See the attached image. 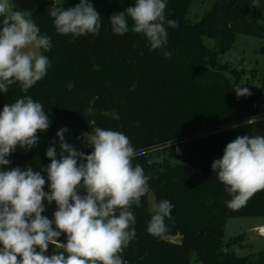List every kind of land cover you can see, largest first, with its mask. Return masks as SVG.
I'll return each instance as SVG.
<instances>
[{
	"label": "trees",
	"instance_id": "1",
	"mask_svg": "<svg viewBox=\"0 0 264 264\" xmlns=\"http://www.w3.org/2000/svg\"><path fill=\"white\" fill-rule=\"evenodd\" d=\"M191 1L167 0L168 18L176 19L178 27L167 28L166 50L171 56L164 58L161 50H150L143 36L111 31L108 18L135 0H91L101 14V29L75 38L56 32L48 10L53 3L67 8L79 0L60 4L41 0L31 19L41 35L51 37V51L45 53L51 67L27 93L19 85L0 93V110L29 95L43 104L50 126L37 133V147L17 146L7 157L11 163L6 169L23 165L46 169L50 164L46 151L56 148L60 128L88 133L91 109L96 108L98 127L122 132L144 153L133 164L151 176L149 187L156 202L167 199L174 206L172 219L166 220L168 231L153 237L146 231L152 215L146 195L140 207L133 205L137 235L122 254L127 264H264V246L256 255L236 256L233 247L240 246L242 235L224 240L229 218H264V191L245 206L229 209L225 201L231 197L211 167L229 142L251 135L255 124L245 121L260 111L261 103L260 90L249 89L250 96L237 97L234 87L244 71L221 62V55L233 47L238 33L264 38V20L259 25L260 17L251 12L255 0H235L227 12L215 3L190 23L186 16ZM204 37L214 41L213 48L204 44ZM68 83L74 85L71 90L65 87ZM85 154H90L88 148ZM161 154L166 156L154 159ZM42 174L47 179L46 171ZM60 240L66 242V237Z\"/></svg>",
	"mask_w": 264,
	"mask_h": 264
},
{
	"label": "clouds",
	"instance_id": "2",
	"mask_svg": "<svg viewBox=\"0 0 264 264\" xmlns=\"http://www.w3.org/2000/svg\"><path fill=\"white\" fill-rule=\"evenodd\" d=\"M166 8L167 0H135L108 18L111 31L118 36L129 31L141 35L150 50H161L168 58L167 28L175 29L178 21L168 18ZM48 14L60 35L96 34L102 26L91 0L67 8L53 3ZM51 48V37L41 35L31 12L17 10L13 0H0V93L12 85L27 93L44 79L51 67L45 53ZM65 87L71 90L74 85ZM234 89L237 97L251 95L247 87ZM256 122L253 117L247 123ZM88 123L92 130L82 136L92 148L90 154L67 143L68 129L61 128L56 133L59 157L56 148L49 147L46 169L29 165L26 170H7L11 163L7 157L17 146L37 147V133L48 130L50 119L43 104L29 95L0 110V264H127L122 254L137 235L132 207H140L141 198L149 193L151 176L133 164L144 153L125 134ZM211 167L231 197L226 206L232 210L245 206L264 191V135L237 136ZM45 201L56 205L53 219L43 215ZM173 207L167 199L152 204L148 234L160 237L168 231L166 220L172 219ZM62 235L66 242L60 240ZM50 245L54 252L48 255Z\"/></svg>",
	"mask_w": 264,
	"mask_h": 264
},
{
	"label": "rangeland",
	"instance_id": "3",
	"mask_svg": "<svg viewBox=\"0 0 264 264\" xmlns=\"http://www.w3.org/2000/svg\"><path fill=\"white\" fill-rule=\"evenodd\" d=\"M41 0H13L17 10H27L33 12ZM229 0H192L186 16L188 22L193 23L198 21L202 15L209 12L215 3L218 6ZM57 4L61 0H56ZM251 12L258 15L260 20L259 25H262L264 20V0H255L251 6ZM204 44L209 47H214L212 39L203 38ZM221 62H227L236 70H243L238 85L247 87L253 92L261 91V103L259 104L260 114L264 115V38L238 33L233 47L226 53L221 55ZM68 131L64 134L65 141L72 145L77 151L86 152L87 148L92 151L90 146H86L84 137L77 139L78 135H82V131L73 129L69 126H62ZM60 128V129H61ZM264 135V116L253 126L251 135ZM177 153H178V149ZM57 156L60 154L59 140L56 141ZM166 154L154 157L156 160H161ZM147 209L152 213V204L156 203L155 196L152 191L146 194ZM54 210H57L56 205H53ZM49 219H53L52 215H46ZM264 225L263 217H242L229 218L225 224L224 240L242 235L240 246H234L233 252L236 256L256 255L264 246V238L256 237L255 233L259 226ZM54 227V226H53ZM170 241H177L178 237L165 236ZM54 252V246L50 245L46 254L51 255Z\"/></svg>",
	"mask_w": 264,
	"mask_h": 264
},
{
	"label": "water",
	"instance_id": "4",
	"mask_svg": "<svg viewBox=\"0 0 264 264\" xmlns=\"http://www.w3.org/2000/svg\"><path fill=\"white\" fill-rule=\"evenodd\" d=\"M235 0H229L228 2H223L221 3L218 7L220 10L227 12L229 10V8L234 4ZM100 114V111L96 108H92L91 109V121L95 123V126H97V118ZM86 134V133H85ZM85 139V138H84ZM86 146L88 147L89 145L86 143ZM27 169V165H23L21 170H26ZM202 230H200L198 232V236L202 235ZM256 237H260V238H264V226H260L257 228L256 233H255Z\"/></svg>",
	"mask_w": 264,
	"mask_h": 264
},
{
	"label": "built area",
	"instance_id": "5",
	"mask_svg": "<svg viewBox=\"0 0 264 264\" xmlns=\"http://www.w3.org/2000/svg\"><path fill=\"white\" fill-rule=\"evenodd\" d=\"M255 106H256V105H255ZM260 112H261V111L257 112L255 115H253V116L250 117V118L255 117L256 120H257V122H258V121L262 118V116H264V115H261ZM250 118H249V119H250ZM249 119H247L245 122L247 123ZM83 134H84V133H83ZM82 138H83L82 135H78V136H77V139H82ZM45 191H48V188L45 189ZM44 203H45V212L43 213V215H52V216H53V213L56 211V210H54V208H53L54 202H53L51 205H49V204L47 203V201H45Z\"/></svg>",
	"mask_w": 264,
	"mask_h": 264
},
{
	"label": "crops",
	"instance_id": "6",
	"mask_svg": "<svg viewBox=\"0 0 264 264\" xmlns=\"http://www.w3.org/2000/svg\"><path fill=\"white\" fill-rule=\"evenodd\" d=\"M262 226H264V225H262ZM260 227V226H259Z\"/></svg>",
	"mask_w": 264,
	"mask_h": 264
}]
</instances>
